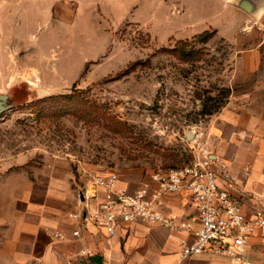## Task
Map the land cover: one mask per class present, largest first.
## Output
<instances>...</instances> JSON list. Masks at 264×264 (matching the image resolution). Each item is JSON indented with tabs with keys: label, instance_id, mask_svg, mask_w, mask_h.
Segmentation results:
<instances>
[{
	"label": "rangeland",
	"instance_id": "rangeland-1",
	"mask_svg": "<svg viewBox=\"0 0 264 264\" xmlns=\"http://www.w3.org/2000/svg\"><path fill=\"white\" fill-rule=\"evenodd\" d=\"M141 1L131 15L80 7L25 32L19 57L37 71L6 89L15 108L0 114V157L35 153L29 163L42 167L50 155L58 178L72 177L73 201L93 177L113 172L137 187L195 149H225H213L221 118L257 81H242L240 57L263 34L235 30L225 0Z\"/></svg>",
	"mask_w": 264,
	"mask_h": 264
},
{
	"label": "crops",
	"instance_id": "crops-1",
	"mask_svg": "<svg viewBox=\"0 0 264 264\" xmlns=\"http://www.w3.org/2000/svg\"><path fill=\"white\" fill-rule=\"evenodd\" d=\"M140 1L0 0V91L7 88L9 79L37 71L35 65L26 69L19 57L25 32L29 37L34 35L30 28H39L52 22L55 14L77 12L80 7L101 16L115 11L131 15ZM152 2L145 0L146 5ZM239 2L251 10L240 7ZM225 5L238 16L235 30L248 33L256 27L263 39L256 48L241 54L242 81H257L241 92L239 104L230 103L219 130L216 128L213 149L223 142L225 149L207 150L220 184L249 212L264 206V146L258 145L264 143V0H225ZM34 155L0 157V264H230L228 258L211 253L183 258L180 242L187 238L185 233L144 221L123 224L112 237L92 223L78 224L69 215L79 211L84 201L79 200V192L78 201H73L72 177L58 178L50 155H43L46 163L42 167L39 162L30 164ZM219 164L225 166L224 175ZM118 186L131 193L139 188L120 179ZM160 211L182 220L196 215L186 195L165 197ZM79 227L81 235L76 238L73 231ZM81 251L88 254L81 255ZM249 257L253 264H264V240L260 237L251 239Z\"/></svg>",
	"mask_w": 264,
	"mask_h": 264
},
{
	"label": "built area",
	"instance_id": "built-area-1",
	"mask_svg": "<svg viewBox=\"0 0 264 264\" xmlns=\"http://www.w3.org/2000/svg\"><path fill=\"white\" fill-rule=\"evenodd\" d=\"M119 176L108 173L93 177L82 188L84 202L70 219L92 223L114 236L121 225L144 221L173 233H185L182 257L211 253L225 257L230 264H253L249 257L251 239L264 240V206L246 211L219 182L212 154L195 149L192 159L182 167L154 172L149 181L129 192L118 186ZM186 195L196 215L182 220L160 211L165 197ZM81 235L80 227L73 236ZM81 251V255H87Z\"/></svg>",
	"mask_w": 264,
	"mask_h": 264
},
{
	"label": "water",
	"instance_id": "water-1",
	"mask_svg": "<svg viewBox=\"0 0 264 264\" xmlns=\"http://www.w3.org/2000/svg\"><path fill=\"white\" fill-rule=\"evenodd\" d=\"M240 7H244L247 10H251L250 7H247L246 5H244V3H240L238 4ZM24 77H18L14 80H12V82H10L7 86L6 89H8L10 86L14 87L17 86V81L19 79H23ZM2 90L0 91V114H3L5 112H8L10 110H13L15 108L14 103L11 102V98L12 95L10 93L7 92V90ZM189 139H191L192 135H188ZM79 200L80 201H84V195L82 192V189L79 190Z\"/></svg>",
	"mask_w": 264,
	"mask_h": 264
},
{
	"label": "trees",
	"instance_id": "trees-1",
	"mask_svg": "<svg viewBox=\"0 0 264 264\" xmlns=\"http://www.w3.org/2000/svg\"><path fill=\"white\" fill-rule=\"evenodd\" d=\"M208 36H209V33L204 32V33L201 34L197 39H198V40L206 41L207 38H208ZM185 45H186L185 43H181V44H180V47H183V46H185ZM175 52H176V53L178 52L180 55H186V56H190V54H191V53L185 52L182 48H177V49H175ZM57 98L69 99L70 97H69V96H64V97H56V99H57Z\"/></svg>",
	"mask_w": 264,
	"mask_h": 264
}]
</instances>
